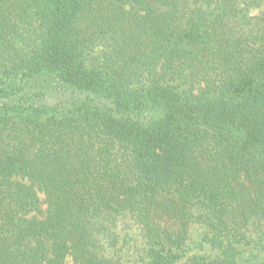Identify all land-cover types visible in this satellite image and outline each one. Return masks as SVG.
Listing matches in <instances>:
<instances>
[{
	"label": "trees",
	"instance_id": "trees-1",
	"mask_svg": "<svg viewBox=\"0 0 264 264\" xmlns=\"http://www.w3.org/2000/svg\"><path fill=\"white\" fill-rule=\"evenodd\" d=\"M264 264V0H0V264Z\"/></svg>",
	"mask_w": 264,
	"mask_h": 264
},
{
	"label": "rangeland",
	"instance_id": "rangeland-1",
	"mask_svg": "<svg viewBox=\"0 0 264 264\" xmlns=\"http://www.w3.org/2000/svg\"><path fill=\"white\" fill-rule=\"evenodd\" d=\"M68 264H74V263H73L72 260L70 259V260L68 261Z\"/></svg>",
	"mask_w": 264,
	"mask_h": 264
}]
</instances>
